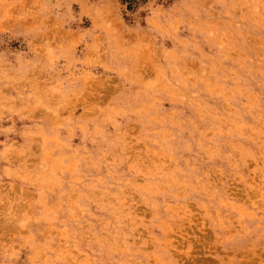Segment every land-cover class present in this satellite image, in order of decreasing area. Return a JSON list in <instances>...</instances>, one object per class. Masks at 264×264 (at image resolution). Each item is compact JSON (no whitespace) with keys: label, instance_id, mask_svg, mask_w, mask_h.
<instances>
[{"label":"rangeland","instance_id":"1","mask_svg":"<svg viewBox=\"0 0 264 264\" xmlns=\"http://www.w3.org/2000/svg\"><path fill=\"white\" fill-rule=\"evenodd\" d=\"M0 264H264V0H0Z\"/></svg>","mask_w":264,"mask_h":264},{"label":"trees","instance_id":"2","mask_svg":"<svg viewBox=\"0 0 264 264\" xmlns=\"http://www.w3.org/2000/svg\"><path fill=\"white\" fill-rule=\"evenodd\" d=\"M148 0H122V4L127 6V9H132L139 4H143Z\"/></svg>","mask_w":264,"mask_h":264}]
</instances>
